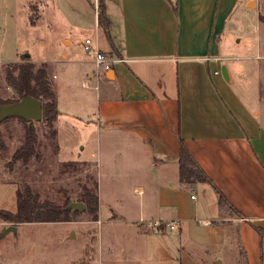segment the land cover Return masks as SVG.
Here are the masks:
<instances>
[{"label":"rangeland","instance_id":"obj_1","mask_svg":"<svg viewBox=\"0 0 264 264\" xmlns=\"http://www.w3.org/2000/svg\"><path fill=\"white\" fill-rule=\"evenodd\" d=\"M94 2L0 0V98H17L6 83L8 66L24 59L54 62L46 69L57 95L60 119L75 125L77 138L71 142L61 135L56 140L52 137L56 121L53 127L34 121L40 159L28 167L17 164L10 171L8 163L23 143L25 122L10 118L1 123L0 208L16 209V191L22 184L30 185L43 200L61 205L67 200L80 202L86 189L99 198L97 221L84 210L66 222L14 225L17 231L1 237L11 225H4L0 218V264H247L237 226L226 213L215 223L226 226L228 235L221 231L210 235L209 223L196 222L186 224L182 232H160L150 219L162 216L154 214H142L149 222L139 223L141 207L145 210L141 203L156 198L159 170L150 169L140 143L123 136L108 141L97 132L104 87L100 94L93 88L98 85L89 79L84 81L89 88L83 87L85 77L79 66L62 63L64 56L68 61L90 60L80 44L86 38L96 40ZM222 28L219 44L229 57L226 63L233 86L246 104L263 111L264 0H238ZM103 34L100 41L106 43ZM64 39L72 40L73 45L68 47L69 41L63 44ZM158 147L151 146L152 158L159 157ZM146 175L152 183L145 182ZM135 186H143L146 194H137Z\"/></svg>","mask_w":264,"mask_h":264},{"label":"crops","instance_id":"obj_2","mask_svg":"<svg viewBox=\"0 0 264 264\" xmlns=\"http://www.w3.org/2000/svg\"><path fill=\"white\" fill-rule=\"evenodd\" d=\"M237 1L105 0L111 28L107 35L97 19L95 41L102 52L125 62L117 63L113 74H97L87 58L68 61L64 56L62 63L77 64L83 82L98 85L93 88L100 94L104 87L97 132L108 141L123 136L140 143L150 169L159 170L156 198L141 203L145 210L141 207L139 223L149 222L142 214H154L162 217L151 221H178L179 232L196 222L209 223L210 235H228L226 226L215 223L221 216L214 189L200 183L192 190L180 183L181 139L241 214L230 220L237 226L247 264H264V234L255 229L264 233V110L251 108L238 94L226 63L229 57L219 44L224 18ZM92 5L97 18L98 0ZM101 33L106 43L100 41ZM60 118L59 111L56 140L63 135L76 142L75 125ZM154 143L159 146L157 158L150 151ZM143 179L153 180L147 175ZM135 191L146 194L143 186ZM13 207L1 206L0 211L15 212Z\"/></svg>","mask_w":264,"mask_h":264},{"label":"trees","instance_id":"obj_3","mask_svg":"<svg viewBox=\"0 0 264 264\" xmlns=\"http://www.w3.org/2000/svg\"><path fill=\"white\" fill-rule=\"evenodd\" d=\"M95 9V7H94ZM97 19L99 26L108 35L111 23L106 14L105 0H98ZM27 58V57H26ZM5 79L7 85L16 93L17 98L14 101L3 100L0 98V108L18 102L25 95L32 96L42 101L43 115L42 121L53 127L54 122L59 116L57 104V96L52 88V82L49 78L46 65L36 66V64L24 59V62L6 68ZM25 122V133L23 143L18 147L11 156L8 167L11 170L17 164L28 167L31 162L40 159L39 138L36 129ZM9 119H6L7 121ZM3 121V122H5ZM2 122V123H3ZM52 137L56 139V131H52ZM1 141V136H0ZM71 162L67 166H71ZM179 179L181 185L194 189L198 184H208L214 189L218 197L220 216L224 213L230 218L241 217V214L232 206L226 196L218 189L209 175L194 159L190 152L186 149L180 139L179 151ZM80 202L84 203L85 211L89 213L95 221L99 219V198L94 191L86 189L82 194ZM72 203L67 200L61 205L52 200H43L41 195L36 192L30 185L22 184L16 191V211H0L1 220L10 225L28 224V223H57L69 221L72 214H76L75 210H67L66 207ZM261 236L263 230L255 227ZM160 232L165 229L159 230Z\"/></svg>","mask_w":264,"mask_h":264},{"label":"water","instance_id":"obj_4","mask_svg":"<svg viewBox=\"0 0 264 264\" xmlns=\"http://www.w3.org/2000/svg\"><path fill=\"white\" fill-rule=\"evenodd\" d=\"M25 57L29 58L30 55H26ZM111 73L113 74V71H111ZM222 73L224 78L226 80H229L226 66H223ZM42 115H43L42 101L32 96L25 95L18 102L11 103L0 108V124L6 119L22 118L28 123V125H31L32 122L34 121H41ZM66 209L83 212L86 209V207L82 202H72L66 207ZM11 231H17V227L13 225L7 227V229L4 231L1 237H3L4 235H6Z\"/></svg>","mask_w":264,"mask_h":264},{"label":"built area","instance_id":"obj_5","mask_svg":"<svg viewBox=\"0 0 264 264\" xmlns=\"http://www.w3.org/2000/svg\"><path fill=\"white\" fill-rule=\"evenodd\" d=\"M98 7H96V12H97ZM83 49L88 58L92 61L94 67H95V72L97 74L99 73H105L109 72L113 69V67L117 63H122L125 62L124 59L113 57L111 55H108L99 48L97 42L92 39V38H86L84 43H83ZM85 88H89V84L86 82L83 83ZM192 199H196L195 196H192ZM144 223V221H142ZM153 227L157 230L161 229H170L171 231L178 229L179 228V222L178 221H169V222H164V221H154L153 222Z\"/></svg>","mask_w":264,"mask_h":264}]
</instances>
